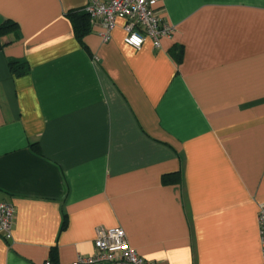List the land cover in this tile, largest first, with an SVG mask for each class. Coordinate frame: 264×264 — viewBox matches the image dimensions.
<instances>
[{
	"label": "crops",
	"instance_id": "0c3cea01",
	"mask_svg": "<svg viewBox=\"0 0 264 264\" xmlns=\"http://www.w3.org/2000/svg\"><path fill=\"white\" fill-rule=\"evenodd\" d=\"M87 1L0 0V264H72L112 226L159 264H260L264 0L157 3L172 33L139 49L122 18L78 40Z\"/></svg>",
	"mask_w": 264,
	"mask_h": 264
},
{
	"label": "built area",
	"instance_id": "2783aa9c",
	"mask_svg": "<svg viewBox=\"0 0 264 264\" xmlns=\"http://www.w3.org/2000/svg\"><path fill=\"white\" fill-rule=\"evenodd\" d=\"M164 1L88 0L84 9L92 24L104 27L103 41L109 40L115 20L124 19V42L139 49L146 37L151 38L154 46L158 47L160 38L172 33V27L161 23L154 8V5ZM14 213L11 203L0 202V237L5 240L12 236ZM257 219L261 244L260 264H264V205H260ZM93 244L94 254H78L72 264H159L138 255L127 242L123 229L118 226L96 228Z\"/></svg>",
	"mask_w": 264,
	"mask_h": 264
},
{
	"label": "trees",
	"instance_id": "16d2710c",
	"mask_svg": "<svg viewBox=\"0 0 264 264\" xmlns=\"http://www.w3.org/2000/svg\"><path fill=\"white\" fill-rule=\"evenodd\" d=\"M67 16L70 18L73 30L75 33V37L80 40L81 37L87 33L90 30L91 24L89 20V16L86 13L84 8L80 9H72L67 12ZM16 25L15 22L11 20H5L2 24H0V39L1 37L6 34L8 31L13 29V27ZM1 46V43H0ZM176 49V55L177 58L181 57V48L179 46H174L173 49ZM174 53V51H172ZM9 69L12 73L19 76L23 73H25L26 69L17 61H10L9 63ZM33 148L35 151L39 152V148L37 143L33 144ZM168 177H162L163 182H167ZM64 227V223L62 224L61 228Z\"/></svg>",
	"mask_w": 264,
	"mask_h": 264
},
{
	"label": "water",
	"instance_id": "95a60500",
	"mask_svg": "<svg viewBox=\"0 0 264 264\" xmlns=\"http://www.w3.org/2000/svg\"><path fill=\"white\" fill-rule=\"evenodd\" d=\"M104 264H111V263H104Z\"/></svg>",
	"mask_w": 264,
	"mask_h": 264
}]
</instances>
